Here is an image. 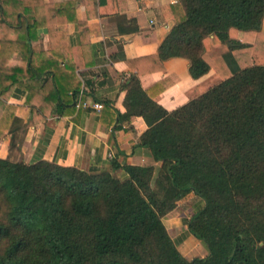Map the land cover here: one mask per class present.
Returning a JSON list of instances; mask_svg holds the SVG:
<instances>
[{"label":"trees","instance_id":"trees-1","mask_svg":"<svg viewBox=\"0 0 264 264\" xmlns=\"http://www.w3.org/2000/svg\"><path fill=\"white\" fill-rule=\"evenodd\" d=\"M33 1L0 0V137L22 122L6 113L4 98L16 85L28 90L33 114L65 115L79 106L75 58L55 42L46 52L31 43L42 26L67 32L76 1ZM85 1L88 12L119 4ZM164 9L175 24L158 53L120 55L128 74L126 111L118 116L144 118L140 144L162 162L159 172L125 164L120 178L0 157V264H264V0H177ZM138 30L136 23L126 29ZM17 47L25 64L8 67ZM173 56L190 60L193 77L213 73L169 111L159 99L173 79L144 88L140 75L164 69ZM58 69L72 71L66 83ZM10 132V151L20 149L22 139ZM190 192L205 201L188 220L208 249L202 257L187 258L163 221Z\"/></svg>","mask_w":264,"mask_h":264},{"label":"crops","instance_id":"crops-1","mask_svg":"<svg viewBox=\"0 0 264 264\" xmlns=\"http://www.w3.org/2000/svg\"><path fill=\"white\" fill-rule=\"evenodd\" d=\"M44 1L58 3L65 0ZM75 1L72 15L75 14L76 19L65 25L67 32L53 34L48 26H42L37 29V37L31 43L46 52L52 49L55 42L57 50L59 46L62 52L67 51L75 58L78 65L75 72L81 81L79 106L65 115H36L28 104V90L14 86L4 98L8 105L6 113L13 112L22 122L4 129L0 137V157H10L13 161L28 164L48 160L90 173L109 171L120 178L127 177L123 169L125 164L154 165L157 175L162 162L154 159L149 147L140 144V137L148 128L144 118L134 116L120 120L118 117L119 113L126 111V90L122 82L124 74H128V64L120 55L124 53L126 58L133 59L157 54L175 24V20L164 13V6L177 0H119V4L111 1L102 9L97 4L89 12L85 0ZM23 2L32 5L34 1ZM1 17L0 7V20ZM59 19V26L63 28L66 22ZM135 23L139 30L127 32L126 29ZM243 37L244 32L240 31L238 38ZM13 50L7 66L24 65L19 48ZM164 65L162 70L142 73L140 80L142 86L147 88L166 77L173 79L172 85L160 94L159 99L169 111L196 96V86L213 73L210 70L204 76L193 77L190 60L184 56L170 57L164 60ZM58 71L66 83L67 75L72 71ZM95 103H102L104 107L98 110ZM10 128L22 139L20 149L15 151H10L9 147L12 136ZM204 204L202 198L190 192L163 217L168 232L187 258L208 254L206 245L188 228L189 218Z\"/></svg>","mask_w":264,"mask_h":264},{"label":"built area","instance_id":"built-area-1","mask_svg":"<svg viewBox=\"0 0 264 264\" xmlns=\"http://www.w3.org/2000/svg\"><path fill=\"white\" fill-rule=\"evenodd\" d=\"M94 106L96 109H101L103 107V104L102 103H95Z\"/></svg>","mask_w":264,"mask_h":264}]
</instances>
